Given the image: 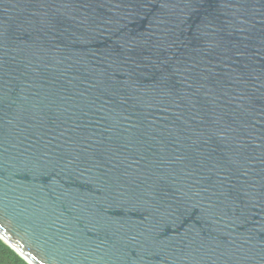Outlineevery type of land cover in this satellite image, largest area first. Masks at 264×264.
I'll return each mask as SVG.
<instances>
[{
	"label": "water",
	"instance_id": "water-1",
	"mask_svg": "<svg viewBox=\"0 0 264 264\" xmlns=\"http://www.w3.org/2000/svg\"><path fill=\"white\" fill-rule=\"evenodd\" d=\"M0 240L264 264V0H0Z\"/></svg>",
	"mask_w": 264,
	"mask_h": 264
},
{
	"label": "trees",
	"instance_id": "trees-1",
	"mask_svg": "<svg viewBox=\"0 0 264 264\" xmlns=\"http://www.w3.org/2000/svg\"><path fill=\"white\" fill-rule=\"evenodd\" d=\"M0 264H27L0 240Z\"/></svg>",
	"mask_w": 264,
	"mask_h": 264
}]
</instances>
